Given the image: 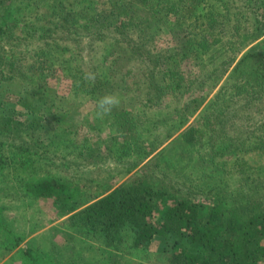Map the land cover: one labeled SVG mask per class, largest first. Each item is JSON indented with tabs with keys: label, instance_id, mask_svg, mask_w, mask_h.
I'll return each mask as SVG.
<instances>
[{
	"label": "trees",
	"instance_id": "1",
	"mask_svg": "<svg viewBox=\"0 0 264 264\" xmlns=\"http://www.w3.org/2000/svg\"><path fill=\"white\" fill-rule=\"evenodd\" d=\"M14 1L18 7L30 8V12L27 11L29 16L22 21L25 24L21 27L13 25L10 23L13 2L0 0V82L18 77L31 90L39 91L45 90L53 75L56 79L69 81V96L74 102L85 96L99 99L102 104L107 102L100 87L105 85L103 71L109 69H102L99 59L94 58V46L106 51L103 54L109 57V64L112 65L117 53L125 52L124 43L131 42V47L141 48L144 42L135 38H141L156 18L165 19L168 31L178 37L179 44L162 54L155 55L147 48L141 55L135 53V68L145 64V72L150 74L143 77V82L140 80L143 99L130 110L120 108L119 112L113 113L118 128L114 126L121 131L116 137L119 150L129 154L135 150L139 155L140 160H134L128 168L129 172L135 171L111 191L91 195V200L83 203L74 202L70 211L71 224L83 229L77 231L78 234L93 235L105 247L106 264H118L123 253L139 249L145 251L153 245L165 256L161 264H264V180L259 181L261 176L249 171L248 179L251 181L247 183L251 184L250 189H246L242 183L234 185L232 179L226 176L223 189L217 193L207 190L204 192L206 197L198 199L199 194L195 195L196 192L188 187L186 180L173 184L166 172L170 173L173 162L180 163L179 159L184 155L177 152L167 156L166 148L172 146L161 148V135L152 139L164 125L167 126L168 121L163 116L165 110L173 106V113L179 99L180 106H184L182 95L187 88H191L184 68L195 69L202 65L198 74L200 78L209 61L215 69H221V73L229 70L243 73V76L236 77L239 87L230 93L241 99V103L247 102L250 91L257 92L258 97L259 94L264 95V58L246 68L243 67L246 57H241L247 35H252L250 43L264 37V12L259 16L253 10L264 9V0H238L240 4L235 0H103L99 6H95L94 0H69L67 3L60 0L55 6L50 2L43 3L50 4L47 5L48 10L41 12L37 18V26L29 23L30 18L32 21L34 19L32 10L39 2ZM248 7L255 13L254 21L247 14ZM167 18L172 22L166 21ZM120 34L128 40L119 39L121 42H118L115 36ZM10 43V49H7L6 45ZM113 46L116 48L113 49ZM218 50H228L226 60L220 59ZM21 54L25 55L23 63L18 61ZM247 54L250 56V52ZM107 64V61L103 63L104 66ZM249 70L251 72L248 74ZM191 73L194 80L197 71ZM113 95L115 102L124 99L116 93ZM104 107L110 106L106 104ZM108 118L105 116V121H109ZM135 126L140 128L138 136L132 133ZM199 132V128L190 126L183 130L182 140L192 145ZM143 134H149L144 141L141 139ZM244 137L226 145L227 152L224 154L238 155L240 151L251 149L238 148L240 144L244 145ZM246 138H253L256 143L258 141L249 134ZM146 141L151 142L149 148L142 146ZM3 143L1 140L0 149ZM17 145L11 146L14 149L23 148L19 143ZM111 146L116 147L114 141L110 143ZM26 150L30 149L24 148ZM247 151L251 152L250 158H253L254 154L264 152V145ZM214 157H219V153ZM1 159L0 164L5 162ZM112 159L115 167L105 170L107 180L116 179L121 174L122 162L113 155L108 161ZM25 161L33 166H28L25 171L36 169L31 157L27 156ZM239 165L253 167L250 161ZM256 171H261V168L258 167ZM223 180L219 181L222 183ZM7 183L8 179L4 182V193L9 191ZM214 188L217 189V186ZM62 190L61 183L43 179L33 192L43 196L57 194L60 197ZM83 239L77 235L70 249L77 250L75 242ZM89 246L94 248L91 244ZM23 252L32 255L33 249L27 246Z\"/></svg>",
	"mask_w": 264,
	"mask_h": 264
},
{
	"label": "rangeland",
	"instance_id": "2",
	"mask_svg": "<svg viewBox=\"0 0 264 264\" xmlns=\"http://www.w3.org/2000/svg\"><path fill=\"white\" fill-rule=\"evenodd\" d=\"M22 1L24 0H18L19 3ZM34 1L39 4H35L36 8L32 10L34 19L32 21L30 18L29 24L37 26L39 23L37 18L41 12L48 10L47 5L51 3L50 5L55 6L60 0ZM62 1L67 3L69 0ZM102 1L94 0L95 6H99ZM11 2L13 17L10 23L21 27L25 24L22 21L29 16L27 11L30 12V8L18 7L14 0ZM44 2L50 3L44 5ZM235 2L240 4L238 0ZM253 10L259 16L264 12L263 7ZM253 10L248 7L247 14L251 15L250 18L254 21L256 18ZM166 21L172 22L170 18ZM165 23V19L152 20L151 28H148L141 38H135L144 42L141 48L131 47L133 44L131 42L124 43L125 52H118L112 65L109 64V57L104 55L106 51L102 47H93V56L99 59L101 68L109 69L107 72L103 71V77L106 79L103 80L105 85L100 89L106 96V104L110 107H104L106 104H102L99 99L93 100L87 96L74 102L69 96V81L56 79L53 75L47 82L45 90L39 91L31 90L25 81L18 77L0 82V141L4 142L3 148L0 149V157L1 160H5L0 164V264H106L105 247L93 235L87 234L86 237L78 234L77 231L83 229L71 224L70 211L74 202L83 203L91 200V195L111 191L135 171L129 172L128 168L130 163L139 159V155L133 148L130 154L119 150L116 137L121 131L114 123L116 121L113 113L119 112L120 108L130 110L137 104L136 102L143 99V91L139 87L140 80L143 82V77L145 75L149 77L150 74L145 72V64L135 68L137 66L133 61L135 53H144L147 48L151 49L153 54L159 55L179 44L178 37L168 31ZM122 36L117 35L115 39L118 42H121L119 39L128 40L126 36H123L124 38ZM251 37L252 35H247L244 54L241 56L246 57L243 65L246 68L264 58V37L250 43ZM10 46L11 43L7 44V49H10ZM115 48L113 46V49ZM218 52L221 54L220 59H227L228 50ZM24 56L20 55L18 60L20 63H23ZM106 61L108 64L104 66L103 63ZM218 61L217 59V63ZM206 65L200 78L198 74L202 65L195 69L184 68L188 86H191L182 95L184 106H180L179 99V103L174 105L177 109L173 113H171L173 106L165 110L166 114L163 116L165 121H168L167 126L164 125L158 135L152 138L155 140L161 135V148L166 145L172 146L166 148L167 156L175 155L177 152L184 155L179 159L180 163L173 162L170 167L171 174L167 170L166 172L173 184L186 180L188 187L196 192L195 195L199 194L198 199L205 198L204 192L207 190L217 193L223 189L225 187L223 179L226 176L232 179L234 185L242 183L246 189L251 187V184L247 183L251 181L248 179L250 170L261 176L259 181L264 180V169L262 170L264 152L256 153L250 158L251 152L247 151L264 145V95L258 93V97L257 92L250 91L247 102L241 103V99L230 93L239 87L236 77L243 76V73L232 70L221 73V69H215L209 61ZM190 71H197L194 80V75L189 74ZM249 72L251 70L248 74ZM114 93L124 97L121 100L122 104L120 101L115 102ZM170 101L173 105V101ZM105 116L109 117V121H105ZM190 126L200 129L198 138L192 145L182 140L183 130ZM133 128V135L138 136L140 128L136 126ZM248 134L255 136L257 143L253 138L247 139ZM148 136L149 134H143L141 139L144 141ZM241 136H245L246 141L244 145L237 143L240 144L238 148L251 149L240 151L238 155L224 154L227 152L225 146ZM113 141L116 147H109ZM18 143L23 146L22 149L12 148V144L18 146ZM149 143L151 142L146 141L142 146L148 147ZM24 148L30 150L24 151ZM217 153L219 157L215 158ZM112 155L122 162V169L116 179L107 180L108 174H105V170L115 167L114 159L108 161ZM27 156L33 159L31 163L36 167L33 171L32 169L25 171L31 167V164L25 161ZM247 161L252 162L253 167L239 165ZM256 167H260L261 171H256ZM90 177L93 179H89ZM7 179L9 191L6 190L4 193V182H7ZM43 179L61 183L64 190L61 191L60 197H57V194L43 196L33 192L37 183ZM221 179L222 183L219 181ZM215 185L217 189L214 188ZM249 202L251 203L252 199ZM77 235L84 239L75 242L77 250H71L70 246L74 244ZM90 244L97 249L90 248ZM27 246L33 249L32 255L23 252ZM79 247L81 249H78ZM119 259L118 264L154 262L161 264L165 256L153 245L145 251L139 249L123 253Z\"/></svg>",
	"mask_w": 264,
	"mask_h": 264
}]
</instances>
